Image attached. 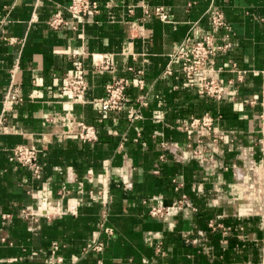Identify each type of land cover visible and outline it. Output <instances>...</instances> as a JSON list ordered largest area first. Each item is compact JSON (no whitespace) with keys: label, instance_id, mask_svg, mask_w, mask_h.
Segmentation results:
<instances>
[{"label":"crops","instance_id":"obj_1","mask_svg":"<svg viewBox=\"0 0 264 264\" xmlns=\"http://www.w3.org/2000/svg\"><path fill=\"white\" fill-rule=\"evenodd\" d=\"M95 1L101 13L82 19L65 9L69 0H0V114L8 124L0 135V264H264V0ZM157 7L168 22L147 15ZM211 7L233 30L231 50L217 58L221 101L162 77L186 36L211 32ZM60 9L75 29L50 27ZM76 62L86 102L65 89ZM129 67L144 70L143 91ZM121 77L130 82L124 110L99 112L106 84ZM13 78L23 100L7 104ZM142 93L148 105L132 122ZM206 112L226 136L199 155L179 127ZM82 121L96 127V141L79 138ZM17 145L39 150L40 176L9 160ZM183 194L196 212L150 216ZM211 220L231 228L229 236L212 231ZM100 239L104 251H86Z\"/></svg>","mask_w":264,"mask_h":264},{"label":"built area","instance_id":"obj_2","mask_svg":"<svg viewBox=\"0 0 264 264\" xmlns=\"http://www.w3.org/2000/svg\"><path fill=\"white\" fill-rule=\"evenodd\" d=\"M103 6L95 0H69L66 10L73 18L89 19L101 13ZM147 15L155 14L161 20L168 22L169 15L165 12L163 7H157L154 13L146 11ZM205 18L211 26V32L205 34L198 40H193L191 36H186L179 46L172 54H170V61L162 73L163 78L171 77L174 80H185L189 86L196 88V91L201 96H208L214 100L221 101L226 91L223 87L222 74L225 72V66L222 64L217 66V58L221 55H226L233 46V30L226 20L224 12L215 7L209 8L205 13ZM50 27L53 29H60L67 26L76 28L73 21L64 17L63 10L56 11L51 18ZM11 43H17V38H9ZM76 56V55H74ZM180 63L178 68L174 67V63ZM102 69H108L109 66L103 64ZM235 71L237 65H232ZM75 75L68 78L65 82V89L69 91L75 100L85 99L86 92L89 88L86 75L83 70V65L76 62ZM129 70L134 75V81L140 90L145 89L144 70L129 67ZM240 72V79L244 71ZM130 82L127 78H114L111 82L106 84L105 95L98 100L99 112H122L128 100V88ZM179 87L176 85L175 89ZM20 88L16 85L13 78L9 90L5 96V103H14L22 101ZM138 107L131 111L130 120L135 122L142 118V109L148 105L145 94L142 93L137 98ZM217 116L211 112H206L202 116H191L188 121L181 124L179 127L181 131L185 132L190 140L195 141L200 145V148L195 151V154L203 155L206 149H209V143H219L225 138V133L219 132L216 129ZM80 130L78 136L83 141H96L98 139V132L96 127L89 125L82 121L79 123ZM8 131L7 117L5 112L0 114V135L6 134ZM208 141V142H207ZM210 141V142H209ZM39 150L35 146L17 145L10 154L9 160L24 167L29 168L34 176H40L42 167L39 163ZM164 158V156H161ZM176 182V181H175ZM176 191L180 186L175 187ZM192 209L196 212L197 208L191 203L186 194L181 195V198L174 200L169 206H152L149 214L153 218L163 220L167 218L171 212L180 211L182 209ZM28 215V214H27ZM208 227L212 231L220 230L227 238L231 228L225 227L220 223L211 220ZM104 233L112 236L114 229L103 225ZM226 240V239H225ZM54 252L60 249V245L55 243L53 246ZM105 249V242L101 239L93 242L86 251L102 252ZM62 262V258L58 259Z\"/></svg>","mask_w":264,"mask_h":264}]
</instances>
